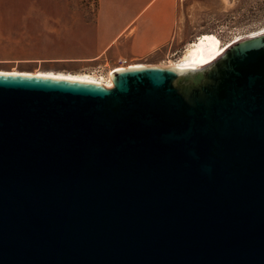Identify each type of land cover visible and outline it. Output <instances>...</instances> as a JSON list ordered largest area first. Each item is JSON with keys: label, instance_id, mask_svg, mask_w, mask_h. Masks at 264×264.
Masks as SVG:
<instances>
[{"label": "water", "instance_id": "1", "mask_svg": "<svg viewBox=\"0 0 264 264\" xmlns=\"http://www.w3.org/2000/svg\"><path fill=\"white\" fill-rule=\"evenodd\" d=\"M113 74H0V264H264V35Z\"/></svg>", "mask_w": 264, "mask_h": 264}, {"label": "rangeland", "instance_id": "2", "mask_svg": "<svg viewBox=\"0 0 264 264\" xmlns=\"http://www.w3.org/2000/svg\"><path fill=\"white\" fill-rule=\"evenodd\" d=\"M96 9L97 0H0V72L85 74L108 83L120 57L71 60ZM185 18L189 33L171 54L132 61L166 69L203 35H215L223 45L247 39L264 30V0H189Z\"/></svg>", "mask_w": 264, "mask_h": 264}, {"label": "crops", "instance_id": "3", "mask_svg": "<svg viewBox=\"0 0 264 264\" xmlns=\"http://www.w3.org/2000/svg\"><path fill=\"white\" fill-rule=\"evenodd\" d=\"M188 3L189 0H97L94 19L90 25L84 23L83 44L75 49L71 60H135L164 50L171 54L175 42H182L189 33L185 18Z\"/></svg>", "mask_w": 264, "mask_h": 264}, {"label": "bare ground", "instance_id": "4", "mask_svg": "<svg viewBox=\"0 0 264 264\" xmlns=\"http://www.w3.org/2000/svg\"><path fill=\"white\" fill-rule=\"evenodd\" d=\"M264 35V30L256 33L255 35L249 37L247 39L255 38ZM246 40V39H244ZM244 40H237L235 42L228 43L223 45L218 37L215 35H203L197 41L189 46V49L186 54L184 55L181 60L171 64L166 69H174L178 72H186L190 69H201L206 68L214 64L215 62L219 61L225 53L237 43L244 41ZM172 63V62H171ZM149 66L144 65H137L133 66L132 68H145ZM130 69V68H128ZM125 70V69H123ZM116 71L114 70L109 75V81L106 83L103 80L96 78L93 75H78V74H64V73H50V72H41L36 74H29V73H20V72H0L2 75H21V76H35V77H43V78H50V79H58V80H66V81H73L79 83H86L104 87L106 89L113 88V76Z\"/></svg>", "mask_w": 264, "mask_h": 264}, {"label": "built area", "instance_id": "5", "mask_svg": "<svg viewBox=\"0 0 264 264\" xmlns=\"http://www.w3.org/2000/svg\"><path fill=\"white\" fill-rule=\"evenodd\" d=\"M133 66H137L132 60L127 59V58H119L117 60V66L116 70H123V69H128L132 68Z\"/></svg>", "mask_w": 264, "mask_h": 264}]
</instances>
